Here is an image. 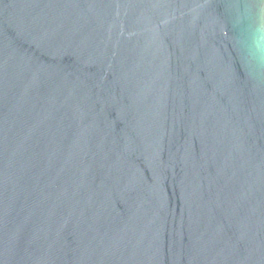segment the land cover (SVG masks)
Returning a JSON list of instances; mask_svg holds the SVG:
<instances>
[{"label":"water","instance_id":"water-1","mask_svg":"<svg viewBox=\"0 0 264 264\" xmlns=\"http://www.w3.org/2000/svg\"><path fill=\"white\" fill-rule=\"evenodd\" d=\"M0 264H264V0H0Z\"/></svg>","mask_w":264,"mask_h":264}]
</instances>
